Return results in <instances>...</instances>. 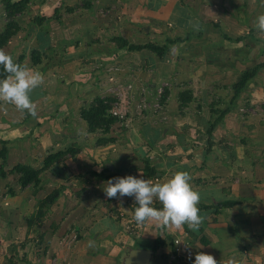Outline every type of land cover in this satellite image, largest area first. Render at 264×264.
Masks as SVG:
<instances>
[{
	"label": "crops",
	"instance_id": "crops-1",
	"mask_svg": "<svg viewBox=\"0 0 264 264\" xmlns=\"http://www.w3.org/2000/svg\"><path fill=\"white\" fill-rule=\"evenodd\" d=\"M257 1L254 24L264 14V0ZM247 2L241 0L234 13L229 10L232 0L30 1L16 16L18 23L30 18L29 24L19 23L15 34L25 33L21 40L29 39L30 44L17 48V57L41 72L43 83L31 93L35 118L0 101V150L5 149L0 159V264H127L133 249L151 251L145 264H194L175 261L169 243L155 252L149 248L156 237L185 230L195 255L211 254L218 264L233 257L240 264H264V123L235 110L240 94L234 99L231 94L230 103L223 97L229 94L227 85L236 84L245 71L257 69L249 80L257 84L264 70V43L254 49L251 32L246 31L251 14L245 13ZM49 6L52 14L45 10ZM121 6L127 11L116 13ZM106 8L114 10L109 21ZM2 17L6 21L0 0V32L5 26ZM43 24L49 28L37 27ZM33 25L36 35L30 34ZM141 28L151 39H162L163 45L171 41L162 57L148 50L115 51L111 39L123 38L121 31L138 35ZM100 35L111 47L96 45L93 38ZM7 44L2 47L5 52ZM32 51L40 53V63L33 65ZM107 51L119 54V64H125L122 56L128 55L130 74L136 69V56L142 74L168 81L162 114H147V122L134 132L137 146L133 137L131 142L114 139L100 144L97 139L105 136L89 133L80 117L86 103L101 97L84 66ZM182 92L191 96L183 107ZM205 101L209 103L202 105ZM212 105L215 112L210 111ZM210 124L214 127L207 134ZM92 135L93 143L87 141ZM66 149L72 153L42 171L36 188H21L18 175L9 172L18 164L41 169L49 154ZM146 165L153 170L151 176ZM177 171L189 172L200 193V229L192 231L185 224L177 230L150 220L142 224L139 235L126 234L123 222L138 205L133 197L107 198L105 183L129 175L164 182ZM53 191L56 198L38 216L39 202ZM154 207L162 205L156 201ZM73 234L76 239L70 242Z\"/></svg>",
	"mask_w": 264,
	"mask_h": 264
},
{
	"label": "clouds",
	"instance_id": "clouds-1",
	"mask_svg": "<svg viewBox=\"0 0 264 264\" xmlns=\"http://www.w3.org/2000/svg\"><path fill=\"white\" fill-rule=\"evenodd\" d=\"M255 27L264 34V14L257 17ZM0 67L6 73V77L0 79V101L12 104L35 118L37 110L31 93L43 83L42 73L17 63L3 48H0ZM191 180L187 171H177L164 182L129 175L109 179L103 190L109 199L118 198V194L119 198L133 197L138 205L134 208V219L138 225L151 220L166 228L180 230L186 224L190 230L198 231L203 223L198 207L201 196ZM156 201L162 208L154 207ZM194 264L218 262L213 255L198 252ZM226 264H240V261L233 257Z\"/></svg>",
	"mask_w": 264,
	"mask_h": 264
},
{
	"label": "rangeland",
	"instance_id": "rangeland-1",
	"mask_svg": "<svg viewBox=\"0 0 264 264\" xmlns=\"http://www.w3.org/2000/svg\"><path fill=\"white\" fill-rule=\"evenodd\" d=\"M232 2H233V4H231V5H232V7L234 6V8L232 9V7H231L229 10H234V13L235 12L237 13L238 9L241 7V0H232ZM82 3H83V1H82ZM257 3H258L257 0H248L247 5L244 7V8H246V7L249 8V9L245 10L246 14L247 13H251L250 14V18H248L249 20L247 22L246 31L249 30V33L251 32V38L249 39V41H250L251 44L254 45L253 46L254 49H257V48L261 47L260 46V42L264 43V34L260 33L256 29L255 24L253 23L255 18L253 17L254 15L252 16V14H255V13H252V12L256 11L255 7H256ZM121 8H125V11H127L126 7L121 6L120 8L118 7V10H117L116 13H120L121 12ZM45 10H46L47 13H51L52 14L51 6L46 7ZM105 11L106 12H105L104 15H106L105 17H107L105 19L107 21H109L111 19V16L114 13V10L111 9V8H109V9L106 8ZM229 12L233 13V11H229ZM4 13H5V11H4ZM110 13H112V14H110ZM119 15H121V14H119ZM247 17H248V14H247ZM2 18H3V24L5 25L7 23V19L5 21L4 17H2ZM15 22L18 23L16 18H15ZM19 23L29 24L30 23V18H28V19L25 18V20L21 19ZM19 23H18V26L20 25ZM210 24H216V23H215V21H211ZM21 26H19V27H21ZM125 26H127V25H123V27H125ZM37 27H40L42 29L49 28V26H46L45 24L37 26ZM128 30L133 31L132 29H128ZM30 32H31L30 34L36 35L37 28H36L35 25H33V28L31 29ZM146 32L142 31V28H141L139 30L138 35H136V34L134 35L133 34V36H131V34L129 32H125V31H123V33L121 31L120 34L124 35L123 38L126 37L125 39L131 44H135V43L136 44H145V43H150V41L153 40V41H155V43L159 44V46L163 45L162 44L163 43L162 39H158V40L157 39H151L150 37H148V33H146ZM24 35H25V33L18 34L17 36L15 35L14 37H11V38L14 39V41L9 42L8 44L6 43L7 44L6 53L10 54L13 57L14 60H17L18 59L17 55L20 54V52H19V50H17V48L21 49L24 45H30L29 44V39L21 40ZM256 35H258V36H256ZM100 39H103V41H105V46H101L100 45L101 44L100 43L101 42ZM93 41L96 42V45L99 44V46L101 48H108L109 46L111 47V42H110V40L108 38L105 37V35H103V37H102V35L94 37ZM26 48L29 49L28 46ZM13 50H15V53L11 52ZM45 52H47V50H45ZM251 54H253V53H251ZM124 55H125V57H124ZM124 55L122 56V59L125 58V60L127 61L125 64H119V62H118L119 59L117 58V56H119V54H116V55L111 54L109 56L102 54L98 58H93V59L91 58V60H89L87 62L86 66H84L86 68L85 72L89 71L91 73V75H92L91 78L89 79V81L93 84L92 85L93 87L95 85H97V87H98L97 88V93H99V95L101 97H105V96L107 97V95H108L107 94V87H108L107 84L110 85L111 84V80L113 81V80L116 79L117 81H120V82L125 81V79L121 78V77H123V76H121L122 74L124 75V77H127L128 80L131 79L130 75H132V76L134 75L133 76L134 83H136V82H137L136 84L144 83L147 87H149L151 89H152L153 86H154V88L160 87L162 83H164L165 87H167V85H168V81L167 80H165V79L161 80V78H160V80H158L159 77H157L155 75L146 76L145 74H142L141 73L142 71H141V67H140V62L138 61L139 58H136V56H135V58L133 60V66H132V67H135L136 70H134L133 74H130V68L129 67H130L131 64H129L130 61H128V57H127L128 55H126V54H124ZM251 57H253V55H251ZM262 58H263V56H260V59H262ZM113 61L115 63L117 61V64H114ZM257 61L258 60L256 59V62ZM23 62L24 61H22V64L24 65ZM118 64L120 66H117ZM104 66H105V69H104ZM115 66L117 67L116 69H115ZM131 72H133V70ZM261 72H262V74L259 75L258 77H256V81H257L256 83L257 84L251 83L249 81L250 83L248 82V86L244 87V91H242L240 93L239 97H238V100H241V101H238L236 103L235 110H237L241 116H255V117H253V119H257V120L259 119L260 122L264 123V109H263V106H261L262 104H264V70L261 71ZM113 74L115 76H113ZM93 75L96 76V79L93 78ZM110 75H112V76H110ZM107 79H110V81H109L110 83L106 81ZM95 81L97 82V84L95 83ZM146 83H148L149 85H147ZM227 86L229 88L228 89L229 94H226L223 97H224L225 103H230L231 94H233V89H232L231 85L230 86L227 85ZM168 87H170V86H168ZM152 90H150L151 94L153 93ZM96 97H94L92 99V101ZM89 103H91V102H89ZM89 103L88 104L86 103V106L89 105ZM198 103H200V102H198ZM208 103L209 102L205 101L204 103H202V105H207ZM196 105H197V103H193V107H195ZM83 107H85V106H83ZM163 107H164V105H163ZM213 107H214V105L209 107L211 109L210 110L211 112H215ZM198 108H199V105H198ZM148 113L149 112H145V116H147ZM147 117H146V119H147ZM146 119H144L142 121H134V124L132 125V127L128 128V129H124V128L120 127L118 125V123H115V124H113L111 126L109 132L107 134H105V139H113V140L114 139L115 140L121 139L122 141L124 139H126L127 141L131 142L132 137H133V140H132L133 141V146H137V144H135V143H139V141H137L138 138H137V135H135V133L137 132L136 130L138 128H140L141 126H143V124L146 123L149 118L147 120ZM150 119H152V118H150ZM145 120H146V122H145ZM129 133H132V135L127 136ZM95 135H97V134H95ZM93 138H95L94 135H92V137L90 139H87V141H90L91 143H93ZM96 142H98V141H94V143H96ZM175 236L179 237L181 235L178 234V235H175ZM183 236H185V235H183ZM190 251L194 252L191 249V247H190Z\"/></svg>",
	"mask_w": 264,
	"mask_h": 264
},
{
	"label": "trees",
	"instance_id": "trees-1",
	"mask_svg": "<svg viewBox=\"0 0 264 264\" xmlns=\"http://www.w3.org/2000/svg\"><path fill=\"white\" fill-rule=\"evenodd\" d=\"M31 0H19L17 2H12L11 0H2L3 2V7L5 11V16L7 19V23L5 24L3 30L0 32V48H2L6 43L10 40L12 36H14L18 30L19 26L15 22V18L17 15L23 14L27 7L28 4L30 3ZM68 10H74L73 7L70 9L66 7ZM114 44H115V51L117 52L118 50H125L127 52H138L142 50H148L158 57H162L165 51L168 48V44L171 43H166L163 46L156 45L155 43H145V44H131L129 43L125 38L122 37H115L113 39ZM107 56L111 55V52H106ZM115 53V52H114ZM17 63L22 64L23 57H19L17 60H14ZM31 61L34 64L40 63V53L38 51H32L31 52ZM115 68H117L115 66ZM136 70V69H133ZM257 69H249L242 73L240 80L232 86L233 89V96L232 99H234L236 96H238L241 92L242 89L247 85L249 80L255 75ZM134 73V72H133ZM113 76H115L113 74ZM131 76V75H130ZM134 76V75H133ZM133 76H131V79H133ZM6 73L4 72V69L0 67V79L5 78ZM128 79H125L127 81ZM149 85L148 83H146ZM166 87L163 88V93L161 97V103L164 105L165 99H166ZM111 98L110 97H96L89 105L82 107L80 110V117L86 122L87 125V130L89 133H93L95 131H100L102 135L105 136L111 128L113 124L116 123L115 119H113L109 114L108 110L110 108V103H111ZM191 100V96L188 95V92H182L179 95V101L181 107L185 106L189 101ZM264 109V105H263ZM225 111H223L219 117H221L222 114H224ZM214 127V124H210L207 134H210ZM99 143L105 144L108 142H113V139H105V138H100L98 139ZM72 153L71 149H66L62 151H58L56 153L49 154L47 158L45 159L43 166L41 169H33L30 166L27 165H15L9 172L10 173H15L18 175V183L21 188L31 186L33 188H36L40 184V173L42 171H45L49 169L51 166H53L56 162L59 160L63 159L66 157L68 154ZM5 156V149L2 148L0 150V158L4 160ZM145 169L147 175H150L153 173V170L146 165ZM105 172L107 171V168L104 170ZM3 174V172H1ZM103 174H100V177L103 178ZM57 191H53L49 195H47L44 199H42L39 202V208H38V216L42 215V211L45 208H48L56 198ZM134 219V215L132 216ZM135 220V219H134ZM136 224V227L133 228V233L129 234H134V235H139V233L142 230V225H138L135 221L134 225ZM190 234L188 230L183 231L180 235H186L187 237ZM176 236H167L165 239L161 238V236L156 237V239L153 241L151 246L149 247L153 252H155L158 248L162 247L163 245H166L165 243H169L172 247L173 255H174V239ZM189 238V237H188ZM174 258V257H173ZM175 261H177L175 259Z\"/></svg>",
	"mask_w": 264,
	"mask_h": 264
},
{
	"label": "built area",
	"instance_id": "built-area-1",
	"mask_svg": "<svg viewBox=\"0 0 264 264\" xmlns=\"http://www.w3.org/2000/svg\"><path fill=\"white\" fill-rule=\"evenodd\" d=\"M136 83L133 79L122 82L115 79L111 80L110 85L107 84V97L112 99L108 114L124 129L131 128L134 121L144 120L146 118L145 112L162 114L163 111L161 97L165 84L162 83L158 88L153 86L152 90L144 83ZM150 90L153 91L152 94ZM120 217L125 218V215L120 213ZM134 223L135 220L132 216L125 218L123 228L126 234L133 233V228L136 227ZM75 239V234L70 236V242L75 241ZM190 247V240L186 235L176 237L174 239V259L180 263L194 262L195 253L190 251Z\"/></svg>",
	"mask_w": 264,
	"mask_h": 264
},
{
	"label": "water",
	"instance_id": "water-1",
	"mask_svg": "<svg viewBox=\"0 0 264 264\" xmlns=\"http://www.w3.org/2000/svg\"><path fill=\"white\" fill-rule=\"evenodd\" d=\"M151 251L143 250V249H133L129 252L126 263H138V264H145L147 259L150 257Z\"/></svg>",
	"mask_w": 264,
	"mask_h": 264
}]
</instances>
